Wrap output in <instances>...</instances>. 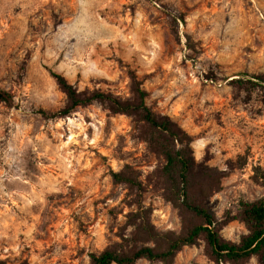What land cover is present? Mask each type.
<instances>
[{"label": "rangeland", "instance_id": "obj_1", "mask_svg": "<svg viewBox=\"0 0 264 264\" xmlns=\"http://www.w3.org/2000/svg\"><path fill=\"white\" fill-rule=\"evenodd\" d=\"M53 72L127 102L136 80L177 138L100 100L54 116L67 97ZM254 75L264 76V0H0V89L14 99L0 101V258L90 264L108 246L168 250L199 218L165 146L189 160L192 199L219 237L239 243L244 203H264ZM133 264L232 263L213 260L201 236Z\"/></svg>", "mask_w": 264, "mask_h": 264}, {"label": "trees", "instance_id": "obj_2", "mask_svg": "<svg viewBox=\"0 0 264 264\" xmlns=\"http://www.w3.org/2000/svg\"><path fill=\"white\" fill-rule=\"evenodd\" d=\"M52 74L67 97L64 107L59 109L54 116L68 115L79 105L88 104L93 100H100L106 102L114 112L134 113L141 121L153 128L155 137L167 140L177 138L175 124L169 117L155 113L146 105V91L140 87V83L136 80L133 84L135 99L133 102H127L97 90H80L63 75L55 72ZM239 80L241 81V79ZM239 80L237 79V81ZM245 81L264 90V76L262 75H254ZM13 100V95L8 90L0 89V101L11 105ZM159 150L167 160V171L175 173L184 182L185 186L181 189L184 190V204L197 215L199 222L190 227L184 235L176 237L166 251L155 250L152 246H141L131 251H120L115 247L108 246L101 251L91 252L90 264H133L141 257L161 259L173 254L175 250H178L184 244L194 243L201 236L207 242L210 256L218 263L227 261L238 264L252 255H256L260 262L264 264V203L260 201L244 203L243 220L248 228V233L242 237L239 243L221 239L213 227V214L204 208L200 202L192 199L195 189L193 190L194 186H191V188L189 185L191 167L187 157L181 150H175L169 146L159 148ZM0 264L8 263L0 258Z\"/></svg>", "mask_w": 264, "mask_h": 264}]
</instances>
